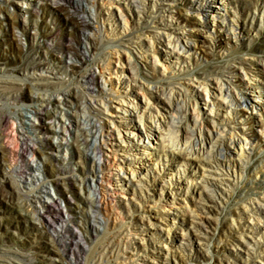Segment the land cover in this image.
Segmentation results:
<instances>
[{
	"label": "bare ground",
	"instance_id": "1",
	"mask_svg": "<svg viewBox=\"0 0 264 264\" xmlns=\"http://www.w3.org/2000/svg\"><path fill=\"white\" fill-rule=\"evenodd\" d=\"M184 2L186 0L112 1L111 4L132 5L137 11V22L140 26L129 28L127 20L121 26L116 20L111 21V12L105 11L101 0L97 7L96 21L101 19L109 23L101 30L98 25L93 27L101 35L103 51L99 54L92 50L90 55L79 53V64H63L65 77L58 74L52 62L39 53L28 56L19 73L14 72L15 69L9 67L6 60H0V99L5 95L17 99L14 110L25 101L38 105L37 117L43 125L38 129L39 126L28 122L24 126L27 132H71L79 145L92 146L94 152L101 154V176L97 179L95 191L100 194L99 201L103 210L108 216L111 215L109 217L112 218L110 221L113 227L111 231L107 229L105 232L106 242L97 246L95 264H105L104 259L109 261L108 264L111 259L117 260L115 264H184L182 260L171 262L170 256H175L178 248L186 250L183 241L187 237L202 241V235H206L202 228L208 227V217L200 212L196 213V216L193 213L195 220L187 222L176 215L177 213L165 214L166 206H162V209L159 207L163 200L160 196L156 193H143L144 188L148 192L149 183L153 181L156 183L151 185H160L161 189L164 185H174L178 178L176 172L180 171L178 165L185 164L190 155H193L196 161L191 170L193 177L185 183L196 181L199 175L206 176L208 180H205L203 188L208 191L210 197L227 201L230 194L225 186L230 189L233 185L242 184L245 193L239 194L237 198H248L249 202H245L243 208L233 211L232 216L239 220L247 218L251 223H242L243 231L240 234L232 232V236L238 241V245L246 246L247 251L253 249L254 257L262 253L261 257L264 259V153L257 156L253 164L249 163V159L255 157V142L247 132L248 127H242L243 124L248 125L251 118H255L257 124L260 121L264 124V64L261 68L256 67L260 75L253 73L254 65L241 57H222L213 65L193 67V54L196 52L198 41L196 33L199 29L190 24V14L206 15L209 11L212 24L210 19H206L203 24L204 32L209 37H216L220 28L225 30L227 35L240 39L247 29V21L244 20L243 24L229 11L238 5V0H195L182 14L177 5ZM17 4L22 6L23 1L19 0ZM79 24L82 25L83 22ZM210 24L213 27H210ZM88 26L92 25L89 23ZM147 38L152 43L153 60L145 57L143 51L132 49L135 43L144 46V40ZM166 47L171 48L170 51H165ZM172 57L174 59L168 60ZM136 58L144 63V71L138 66ZM124 60L129 62V72L120 67ZM167 60L168 66L160 65L161 62L165 65L164 61ZM95 66L100 68L102 77L104 72L109 71L110 77L115 78V82L109 80L111 90L98 78ZM46 69L52 72L53 77L44 74ZM20 79L25 80L24 83H21ZM239 85L242 86L240 90ZM135 87L144 90L141 105L131 98H136ZM56 92L59 94L56 95ZM250 93H255V97H251ZM82 96L89 102L84 110L86 121H81L78 113H73L76 123L72 129L64 125L54 129L53 123L47 124L51 120L65 117V108L74 103V98L80 99ZM196 101L204 103L208 112L201 114L196 111ZM192 102L195 104L193 112L190 111ZM160 105L165 112L160 111ZM108 110L118 118L117 124L112 118L101 121L102 115ZM250 112L251 115L248 114ZM90 116L98 117V121H101L99 129H96L97 122ZM7 117L8 113L0 106V138ZM136 117L142 122V127L138 125ZM234 122L238 127H242L240 131H236L232 125ZM129 129H133V132ZM259 132L264 133L263 130ZM91 136H94V142H90ZM105 147H109L113 152V157L110 155L112 158L104 157ZM137 150L143 153V157L135 166L126 160H116L118 155L133 156ZM164 165L169 167L167 172L163 171ZM200 169L201 174H197ZM249 171L250 174L245 176V172ZM125 173L132 175L129 178L124 177ZM156 174H159L157 179ZM150 176H153L152 181ZM132 188L139 189L144 201H154L159 209L151 208L148 214L144 211V205H141L134 223H122L116 213L122 201L118 199L119 202H113L111 197L117 193L116 189L129 191ZM173 188L184 187L181 183ZM89 198L92 203L94 198ZM29 204V199L22 198L19 193L13 198L10 206L17 209L15 216L22 217L21 220L24 219L30 224L25 236L15 237L11 232L0 234V264H22V261L26 260L45 264L47 260L53 262L56 259V251L49 246L55 242L54 238L50 241H37V235L43 233L40 227L42 223L34 220L36 211L30 210ZM202 210L203 213H209L204 206ZM72 213L80 214L82 211ZM153 217L163 218L169 227L168 234L164 236L167 240L165 250L157 247L150 249L142 245V235L147 227H152ZM176 222H182L183 226L172 231L171 227ZM118 225L119 229L116 228ZM244 228L249 232H244ZM65 231L73 235L72 231ZM253 237H256V240ZM65 246L68 244L65 243ZM240 260L244 264H254L250 259ZM77 264L88 262L78 256Z\"/></svg>",
	"mask_w": 264,
	"mask_h": 264
},
{
	"label": "rangeland",
	"instance_id": "2",
	"mask_svg": "<svg viewBox=\"0 0 264 264\" xmlns=\"http://www.w3.org/2000/svg\"><path fill=\"white\" fill-rule=\"evenodd\" d=\"M18 1L0 0V60H6L8 66L15 69L14 72L19 73L21 66L26 64L28 56L40 54L52 62V66L58 71V74L65 77L66 73L62 69L63 64H79V53L90 55L92 50L99 54L102 53L101 35L94 27L98 25L101 30L106 28L109 22H103L101 19L96 21L97 7L101 0H22V6L17 4ZM112 1L114 0H103L105 11L111 12V21L116 20L121 26L127 20L129 28L140 26L137 22V11L132 5L111 4ZM194 1L186 0V2L178 4L177 8L181 9L183 14L187 6L192 5L191 3ZM196 1L203 2V0ZM226 5L227 3H225V8ZM229 11L243 24L247 21V29L240 39L227 35L226 31L220 28L217 30L216 37L207 36L203 24L206 19L209 21L211 17L209 11L206 15H189L190 24L199 29L196 33L198 41L195 48L196 54H193L192 66L202 68L213 65L216 60L222 59V57H241L254 65L255 72L253 73L260 75L256 67L261 68L264 64V0H238V5L230 8ZM82 22L83 24L80 25L79 23ZM89 23L92 26H88ZM210 23L212 24L211 19ZM211 24L210 27H213ZM151 45V40L147 38L144 40V46L135 43L132 45V49L143 51L145 57L153 60ZM170 49L169 47L164 48L165 51H170ZM172 59L174 58L168 60ZM168 60L164 61L165 65L162 62L160 65L168 66ZM137 62L144 71V63L139 60ZM120 67L129 72L127 60H124ZM94 70L98 78L106 83V88L111 90L112 85L108 83L111 80L115 82V78L110 77L109 71L104 72L102 77L98 66H95ZM44 74L53 77L49 69H46ZM233 80L235 81V79ZM24 81L20 79L21 83ZM240 87L242 86L239 85L238 90L241 89ZM27 90L32 92L30 89ZM134 90L136 98H131L138 105L143 104L144 90L139 87H135ZM249 95L254 98L256 94L250 93ZM16 101L17 99L6 95L2 97V100L0 99V106L8 113L0 138V215L2 216L0 234L5 235L11 232L15 237L27 234L30 222L21 220L22 217H16L17 209L10 206L13 198L19 193L22 198L29 199L28 208L36 211L37 219L34 220L37 223H42L40 227L43 233L37 235V241L38 239L46 241H50L51 238L55 239L53 245H48L56 251L54 252L56 259L53 262L47 260L45 264H77L78 256L82 260L86 259L88 264H95L98 255L97 246L106 242L105 232L107 229L111 231L113 227L110 221L111 217H109L111 215L108 216L105 213L99 201L100 194L95 191L98 184L97 179L101 176L99 165L101 154L98 151L94 152L92 146L79 145L71 132L59 133L55 130H50L47 134L39 130L35 133L27 132L24 126L28 122L33 123L36 127L39 126L38 129L43 125L41 119L37 117L38 105L25 101L14 110ZM3 103H7V105H3ZM88 103L83 96L80 99L74 98V103L64 110L67 112L65 117L55 121L51 120L47 124L53 123L54 129L62 125L70 129L74 128L76 122L73 113H78L79 119L86 121L84 110ZM196 107V111L201 114L208 112L206 105L201 101H196ZM48 108L51 109L52 106H48ZM194 108L195 104L190 103L191 112ZM159 109L165 112L161 105ZM19 112H23V114H19ZM248 114L251 115V112ZM257 115L259 117V113ZM90 117L97 122L96 129H99L101 121L110 118L115 121L118 119L110 110L102 115L100 122L98 117ZM136 121L142 127L140 119L137 118ZM248 122V125L243 124L242 127H248L247 132L255 142V152L253 153L255 157L249 159V163L253 164L256 157L264 153V133L259 132V130L264 132V126H262L264 124H261V121L257 124L255 118L249 119ZM235 124L236 122L232 125L236 131H240L239 129L242 127ZM129 131L133 132V129H129ZM90 142H94V136L90 137ZM150 147L152 146L150 145ZM103 149L106 152L104 157H113V152L109 150V147ZM134 154L129 157L118 155L116 160L120 162L126 160L127 163L135 166L142 160L143 153L137 150ZM188 157L185 164L178 165L180 171L176 172L178 178L174 185H164L161 189L160 185H151L156 183L153 181L149 183L148 192L144 188L143 193H156L157 196H160L163 200L159 207L162 209L164 208L162 206H166L168 210L164 211L165 214L177 213L176 215L190 222L191 219H194L193 213L196 216V213L200 212L209 219L208 227L202 228V232L206 234L202 235V241L199 239L195 241L187 237L183 241L187 247L186 250L176 249V255H171L170 261L182 260L184 264H244L240 259H250L254 264H264L262 253H258V256L254 257L253 249L247 251V247L238 245V241L232 236V232L240 234L243 231L242 223H251V220H247V218L239 220L232 216L233 211L243 208L244 203L249 202L248 198L245 200L237 198L239 194L245 193L242 184L233 185L230 189L225 186L230 194L227 201L218 197H210L208 191L203 188L205 180H208L206 176L199 175L196 181H191L190 184L185 183L193 177L191 170L196 161L193 155ZM164 162L167 163V161ZM168 168L167 165H164L163 171L167 172ZM201 170L197 174H201ZM248 173L250 174V171L245 172L244 175L248 176ZM131 175V173H125L123 176L129 178ZM158 177L159 174H156V179ZM150 178L152 181L153 176ZM181 183L184 188H173L176 184ZM116 191L117 193L111 198L113 202H119L120 199L122 201V205L116 209L119 222L134 223L138 218L141 205H144V211L148 214L151 208L159 209L158 206H155L154 201L145 202L142 198L143 194L137 188L136 190L132 188L129 191L116 189ZM216 194L218 195V190ZM89 196L94 198L92 203ZM203 206L209 213H203ZM75 211H82V213H72ZM151 220L153 225L144 231L142 245L150 249L157 247L165 250L167 240L164 236L168 234L169 227L163 218L153 217ZM182 224V222H176L171 227L172 231L182 227ZM116 228L119 229L120 225ZM65 230L72 231L73 235ZM244 232L248 233L249 231H245L244 228ZM256 237H253L254 240ZM248 239L251 240L249 237ZM65 243L68 246H65ZM34 250L39 251L38 249ZM43 252L40 251V253ZM34 261L26 260L22 261V264H36ZM108 262L104 259L105 264ZM115 263L117 260L111 259L110 264Z\"/></svg>",
	"mask_w": 264,
	"mask_h": 264
}]
</instances>
